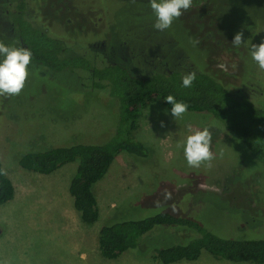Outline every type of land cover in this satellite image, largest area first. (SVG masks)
<instances>
[{
    "label": "rangeland",
    "instance_id": "374dc122",
    "mask_svg": "<svg viewBox=\"0 0 264 264\" xmlns=\"http://www.w3.org/2000/svg\"><path fill=\"white\" fill-rule=\"evenodd\" d=\"M1 4L0 41L8 46L10 27ZM27 4L34 22L64 39L70 54L119 62L140 74L155 69L207 72L253 96L264 109V70L250 54V45L264 40V0H192L164 31L153 27L149 0ZM237 32H243L245 42L235 47L231 42ZM28 73L19 95L0 96V159L14 187L13 199L0 205V264H160L150 258L152 250L184 244L190 233L157 231L142 237L135 250L107 260L100 256L97 232L107 222L161 210L196 218L225 237L264 238V167L232 135L214 132L210 125L211 167L207 162L189 167L183 149L191 134L188 126L203 129L209 116L187 111L174 118L159 102L142 112L134 135L147 156L122 152L115 157L92 187L99 218L93 225L82 223L68 194L75 162L47 176L21 169L17 160L26 152L105 136L116 123L114 100L86 87L88 76L78 69L54 71L31 62ZM174 264L231 263L202 253L195 261Z\"/></svg>",
    "mask_w": 264,
    "mask_h": 264
},
{
    "label": "trees",
    "instance_id": "16d2710c",
    "mask_svg": "<svg viewBox=\"0 0 264 264\" xmlns=\"http://www.w3.org/2000/svg\"><path fill=\"white\" fill-rule=\"evenodd\" d=\"M28 0H2L5 10L2 18L8 19V46L25 47L32 52L31 62L50 70H81L88 76V86L103 91L114 100L116 123L113 130L91 142L57 145L42 151L22 154L18 166L40 175H51L61 167L76 163L74 175L68 184V194L80 221L93 225L99 211L93 185L103 179L115 157L126 153L145 158L147 150L135 139L142 112L159 102L171 109L165 99L172 95L178 102L189 105L188 110L209 116L214 132H228L243 147L247 155L264 167V109L251 95L232 90L213 75L196 72L192 87L182 86V76L190 71L151 70L135 73L128 66L116 62L105 64L70 54L64 39L40 28L28 14ZM10 38V41H9ZM14 187L5 175L0 159V205L13 199ZM161 230H181L190 233L185 243H174L152 250L150 258L160 264H174L197 260L202 253L231 264H264V238L236 239L215 233L196 218L155 211L149 215L107 222L97 232L100 256L117 259L124 252L135 250L141 238ZM189 240V241H188Z\"/></svg>",
    "mask_w": 264,
    "mask_h": 264
},
{
    "label": "clouds",
    "instance_id": "9594fccd",
    "mask_svg": "<svg viewBox=\"0 0 264 264\" xmlns=\"http://www.w3.org/2000/svg\"><path fill=\"white\" fill-rule=\"evenodd\" d=\"M150 7L155 14V22L153 27L156 30L164 31L172 26L175 19L183 15L192 6V0H149ZM243 40V32H237L231 44L235 47L240 46ZM193 43H199L198 40ZM250 54L252 59L257 63L261 70H264V40L261 43L250 45ZM0 96H17L21 93L25 86L26 79L29 75L28 66L32 60V52L25 47L7 46L0 41ZM223 70L226 65H218ZM196 80V72H188L182 76V86L190 88ZM171 104V115L174 118L182 117L188 110L189 105L185 102H178L172 95H168L165 99ZM164 127V122H160ZM190 135L184 142V156L189 167L199 168L201 164L207 162V166L211 167V161L214 155L211 149L212 133L208 127L203 129L191 128ZM170 198V194H166Z\"/></svg>",
    "mask_w": 264,
    "mask_h": 264
},
{
    "label": "flooded vegetation",
    "instance_id": "af4514ba",
    "mask_svg": "<svg viewBox=\"0 0 264 264\" xmlns=\"http://www.w3.org/2000/svg\"><path fill=\"white\" fill-rule=\"evenodd\" d=\"M4 1L6 2L5 4L8 5V0H4Z\"/></svg>",
    "mask_w": 264,
    "mask_h": 264
}]
</instances>
